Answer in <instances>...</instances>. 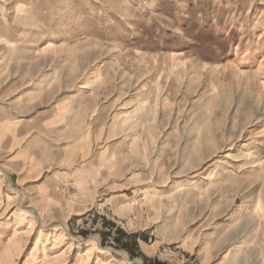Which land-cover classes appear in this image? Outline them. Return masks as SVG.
<instances>
[{"label":"rangeland","instance_id":"1","mask_svg":"<svg viewBox=\"0 0 264 264\" xmlns=\"http://www.w3.org/2000/svg\"><path fill=\"white\" fill-rule=\"evenodd\" d=\"M247 238L264 264V0H0V264H237Z\"/></svg>","mask_w":264,"mask_h":264},{"label":"bare ground","instance_id":"2","mask_svg":"<svg viewBox=\"0 0 264 264\" xmlns=\"http://www.w3.org/2000/svg\"><path fill=\"white\" fill-rule=\"evenodd\" d=\"M195 43H196V41L194 39H187V40H185V47H188L189 45H194ZM79 97H80V95L78 94L75 99L79 100ZM261 168H262V166L260 167V170H261ZM258 172H257V176H260V174H258ZM229 173L230 172H228L227 167H223L219 171V173H217V171H213L212 173H210V174H208L202 178H191L187 181H179L172 186L169 197H171L170 199H172L174 202H177L180 199V197L187 191V189H193L197 185H200L201 183H203L206 180L207 181H213V180L217 179L218 177H226V176H228ZM183 207L186 208L185 205H183ZM231 224L232 223L228 222V223H224V224L220 225L216 230L207 234L206 239L208 241H211L213 239L220 237L224 233L228 232L229 229H231ZM253 227H254V225H253L252 221H250V222L248 221L247 226L244 228V230H245V232H249L248 235L249 234L252 235ZM162 228H163V231L166 232V229H164V226ZM64 230L68 231L66 228ZM253 241L255 242L254 238H252V239L247 238V239H244L237 246L235 254H234V261H236L237 264H240L239 258H241L243 252H245V250L248 249V247L252 244ZM257 254L258 255L256 257V261L258 264H260L261 263V259H260L261 254H259V253H257ZM101 262H102V259L99 258L98 263L100 264Z\"/></svg>","mask_w":264,"mask_h":264}]
</instances>
